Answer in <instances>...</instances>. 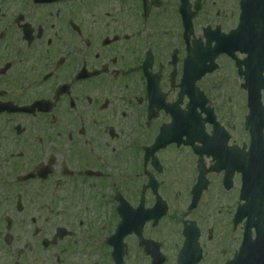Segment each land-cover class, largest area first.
I'll list each match as a JSON object with an SVG mask.
<instances>
[{
  "label": "flooded vegetation",
  "instance_id": "1",
  "mask_svg": "<svg viewBox=\"0 0 264 264\" xmlns=\"http://www.w3.org/2000/svg\"><path fill=\"white\" fill-rule=\"evenodd\" d=\"M241 2L0 0V264H178L187 236H198V264L232 260L227 237L240 231L242 238L244 226H234L232 210L217 220L209 191L214 178L222 192L218 203L222 196L229 201L233 190L226 191L227 171L216 159L224 165L234 148L247 152L249 131L244 120L239 128L226 121L219 99L205 90L207 107L228 135L205 122L199 105L193 128L201 140L203 124L219 153L206 155L201 142L198 153L179 144L187 138L178 125L189 112L188 98L180 96L189 58L194 75L203 56L218 65L197 88L211 75H236L234 84L245 93L236 61L215 54L239 26ZM163 132L173 143L146 160ZM201 154V166L212 172L209 190L190 210V176L199 172ZM39 169L42 176L27 179ZM240 179L235 173L234 188ZM42 187L95 192L77 207L53 200L52 214L42 217ZM157 203L165 208L158 220L149 216ZM84 249L86 259H76Z\"/></svg>",
  "mask_w": 264,
  "mask_h": 264
},
{
  "label": "rangeland",
  "instance_id": "2",
  "mask_svg": "<svg viewBox=\"0 0 264 264\" xmlns=\"http://www.w3.org/2000/svg\"><path fill=\"white\" fill-rule=\"evenodd\" d=\"M237 83L236 75H212L211 77L207 78L204 83H202L201 88L205 90L208 95L212 96L213 99H219L217 104L221 105L223 109H221V113L226 121H229L234 124L238 125V128L240 127V124L242 123V120H244L245 115L247 114V109L245 107V93L239 92L238 86L234 83ZM222 84V87H219V85ZM221 101L224 105L221 104ZM107 159V157H106ZM64 162V160H61ZM59 163V162H58ZM195 171L190 176L191 183L189 182L190 186L193 185L195 182ZM189 176L185 175L183 179H186L185 183H188ZM213 179V187L212 190L209 191L210 194H212L216 199L214 203V210L212 209L211 213H214V216L217 220H222L228 213V210H233L237 204V196L234 192L230 193L227 196V199H229L228 202H225L224 199L226 197H221L222 203H218V199H220L221 191H219L218 187H216L217 182ZM189 186V187H190ZM188 187V188H189ZM238 190V187L236 188ZM94 190H87L84 187H80V189L76 188H68L63 191H51V189L43 188L41 189V215L42 217L50 216L52 214L51 210H49V206L53 203V200H60L66 201V203L71 200L73 202V207H77L82 200H88L92 197ZM107 195H109L108 190L105 191ZM208 198V196L206 197ZM99 199V197H98ZM94 200V199H93ZM96 202V201H95ZM94 202V205H95ZM225 204V205H224ZM204 207V205H202ZM66 209V204H63L61 207L58 208V211L62 213V218L65 215L64 210ZM214 211V212H213ZM223 211V213H222ZM218 214L220 215L218 217ZM229 216V215H228ZM228 218V217H227ZM59 223L63 224V219L58 218L57 219ZM49 231L50 228L48 227ZM48 231V232H49ZM228 239V237H227ZM238 245L237 243H234L233 250L237 249ZM83 251V250H82ZM76 251V254H79L81 256H75L76 259L83 260L86 259V250L84 251ZM81 253V254H80ZM89 253V252H88ZM233 253V252H232ZM95 259L98 258L97 256L94 257Z\"/></svg>",
  "mask_w": 264,
  "mask_h": 264
},
{
  "label": "water",
  "instance_id": "3",
  "mask_svg": "<svg viewBox=\"0 0 264 264\" xmlns=\"http://www.w3.org/2000/svg\"><path fill=\"white\" fill-rule=\"evenodd\" d=\"M259 105L260 104H258V102H256V106L254 103L252 104L250 118H253L257 115V108ZM258 132L260 133V131ZM252 133L254 134L252 149L247 169L244 171L243 189V198L248 200L249 203L245 207L244 211L243 209L240 210V214H247L251 216L252 221H254L253 219H255L257 215L259 220L257 222L251 223V226H256L258 228L259 234L262 233L264 238V140H260V135L258 136L255 131H252ZM201 191L202 190L200 188L198 197ZM260 215L263 217V224H260Z\"/></svg>",
  "mask_w": 264,
  "mask_h": 264
}]
</instances>
